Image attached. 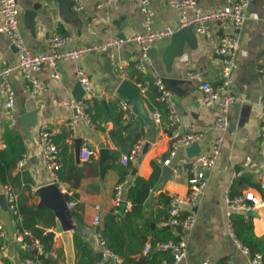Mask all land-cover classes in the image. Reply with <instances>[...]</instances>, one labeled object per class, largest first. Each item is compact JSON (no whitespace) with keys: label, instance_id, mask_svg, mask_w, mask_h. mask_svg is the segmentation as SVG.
<instances>
[{"label":"crops","instance_id":"crops-1","mask_svg":"<svg viewBox=\"0 0 264 264\" xmlns=\"http://www.w3.org/2000/svg\"><path fill=\"white\" fill-rule=\"evenodd\" d=\"M235 1L198 0V3L208 11ZM17 2L20 31L36 54L49 50L55 31L68 37L65 50L104 43L115 36L132 37L145 31L143 13L134 0H80L73 5L59 0ZM78 4L83 8L78 9ZM151 8L155 29L176 30L180 27V12L168 0H152ZM248 16L241 29H223L214 23L211 37L197 35L195 45L186 43L183 53L175 57L169 67L164 62V54L171 36L156 40L151 45L149 70L146 74L140 72L142 75L135 66L141 53L137 42L105 52H91L78 59L60 60L58 80L52 78V70L46 65L36 72L46 84V89L38 94L32 92L19 70V57L8 36L0 32V70L7 65L13 68L8 79L15 91L14 105L7 107L0 85V135L6 144V147H0V151L8 148L7 138L18 132L25 147L23 156L28 157L23 167L17 168L18 161L11 170L10 183L5 184L0 178V194L5 195L7 203L6 191L12 187L17 193L22 215L18 220L8 205L0 204L1 233L5 237L0 264H26V259L31 257L27 255L34 250L30 238L19 239L23 230L32 232L25 226L21 205L45 209L37 226L43 228L52 241L47 255L52 257L54 264H79L76 233L91 244L97 257L95 264L120 263L122 258L117 253L119 261L110 259L104 252L99 226L108 213L114 211L124 216L132 209L129 190L139 176L145 179L152 176L153 161H157L162 169L161 181L145 203L144 220L151 218L153 228L164 226L187 240L188 256L183 263L215 264L226 256L231 264H263L255 261L250 252L244 251L229 234L227 216V197L235 191L240 192L236 195L239 196L252 190L264 200V190L259 184L260 174L264 172V0H250ZM223 34H238L240 37L230 86V92L237 96V100L227 112L230 121L227 131L215 124L221 113L219 106L205 105L201 83L188 77L189 71H198L208 82L217 84L221 81L222 65L215 47ZM78 68L93 82L94 91L80 95V99L90 103L92 124L65 104L79 96ZM158 76L172 91L176 113H172L159 98L160 91L154 82ZM125 84L127 89L123 88ZM125 90L135 93V98ZM122 103L127 104L126 108ZM154 112H160V122L154 119ZM191 129L202 133L198 140L201 152L210 151L218 137H223L224 142L215 167L208 173L207 188L193 207L197 221L192 229L179 232L177 228L163 225L169 215L170 203L165 204L160 195L165 194L171 201L174 195L189 193L192 146H182L169 165H165L164 160L169 155L173 137ZM42 131H47L58 146L56 162L60 168L56 175L76 202L74 206H68L66 216L60 215L55 207L40 205L43 199L40 190L55 183L45 163ZM137 141H143L140 156L125 164L122 158ZM84 146L94 151L88 161L80 156V149ZM243 173L251 174L258 186L233 189L235 179ZM119 183L123 184L122 201L126 202V208L115 204V187ZM187 210L190 208L186 207L182 213ZM256 211L257 216L241 212L252 216L255 233L261 236L264 234V207ZM97 215L100 221L95 223ZM42 246L44 253L43 242ZM100 252H104V257L99 256Z\"/></svg>","mask_w":264,"mask_h":264},{"label":"built area","instance_id":"built-area-1","mask_svg":"<svg viewBox=\"0 0 264 264\" xmlns=\"http://www.w3.org/2000/svg\"><path fill=\"white\" fill-rule=\"evenodd\" d=\"M80 0H75L79 2ZM140 7L143 13V25L145 27L144 32L135 34L132 37L115 36L104 43L82 45L65 50L64 47L68 41V37L58 31H55L50 39L49 50L44 53L36 54L27 45L23 34L19 28V7L17 0H0V32L8 36L10 43L15 48L18 57V68L21 71L25 80L30 84L31 90L34 93H42L46 89V84L41 81L36 72L42 69V67L48 65L52 72L53 79H60V72L58 69V63L63 59H78L83 55L91 52H105L113 47H121L130 42H137L141 46L140 56L135 61L137 70L143 74H146L149 70V61L151 60L150 51L151 45L159 39L170 37L174 33L172 28L155 29L153 27L154 12L151 8L152 0H134ZM169 4L176 8L180 12V27L189 24H194V29L197 35L204 37H211L212 25L214 23L219 24L223 29L227 27H234L235 29H241L248 20V9L250 6V0H236L234 3H230L225 6L218 7L213 10H203L198 3V0H168ZM78 9H82L81 4L77 5ZM240 48V37L238 34H223L215 47V53L221 61V81L217 84H213L204 80L202 74L198 71H189L188 77L193 81L201 83L203 90V102L207 106H219L221 113L217 116L215 124L222 131H227L230 127V121L227 116V112L231 105L237 100V96L230 92V86L232 84L233 73L237 64L238 52ZM111 56H114L111 53ZM12 67L7 65L0 70L1 88L6 98L7 107H12L15 101V91L9 83V75L12 71ZM264 71V66H263ZM77 75L79 82L85 90L86 95H89L94 91L92 80L85 74V72L78 68ZM155 84L160 91V100L164 102L172 113H176V105L174 102L171 89L166 84V81L162 77H156ZM68 106L73 107L79 116L89 124H92V117L90 111V103L85 99L72 98L65 102ZM126 108L127 104L122 103ZM264 106V100H263ZM153 117L156 121L160 122V112H154ZM264 129V124L262 126ZM44 138V158L47 168L50 170L55 178V183L65 194H71L65 183L59 180L56 175L60 165L56 162L58 154V146L54 143L50 134L47 131L41 132ZM202 133L191 129L185 134H176L173 137L171 148L169 150L168 157L164 160L165 165H169L173 158L176 157L179 149L182 146H191L193 143L198 142ZM224 139L218 137L212 144L210 151L199 152L192 157L190 164V191L186 196L174 195L171 197L169 216L163 221V225L170 226L173 229L181 226L183 231L192 229L197 221L196 213L193 207L199 202L201 196L205 192L208 185V173L212 170L218 160ZM0 147H6L5 142L0 135ZM143 149V141H137L131 148L130 152L126 154L122 161L128 164L130 161H136ZM94 151L86 146L81 147L80 156L84 161H88ZM28 157L23 156L17 164V168H21L25 165ZM260 188L264 190V172L260 174ZM123 184L119 183L115 187V204L120 206L123 203L122 199ZM7 205L13 212L18 220L22 219V215L19 210V202L17 193L12 187H8L6 191ZM68 206H74L75 201L69 200ZM228 209V228L229 234L235 238V241L246 252H249L247 248L242 246L239 240L236 238L232 215L234 212L257 210L260 207H264V200L257 197L252 190L244 191L241 195L236 197H227ZM189 207L187 214L181 218L182 211ZM95 223L100 221V217L97 215L94 218ZM0 230L3 233V224L0 219ZM30 238L32 247L36 250V255L26 259V264H42L40 255L43 254L42 242L35 238L31 231L23 230L19 235V239ZM101 244L104 248V252L110 257V259L119 261V257L112 251L105 247V242L101 237ZM160 248L168 249L173 253L174 259L171 263L165 264H181L188 256V243L187 240L181 236L180 239H170L168 241L160 242L158 244ZM150 244H146L144 251L147 253L150 250ZM255 261H261L263 259L261 255L254 257ZM208 264V263H204Z\"/></svg>","mask_w":264,"mask_h":264},{"label":"trees","instance_id":"trees-1","mask_svg":"<svg viewBox=\"0 0 264 264\" xmlns=\"http://www.w3.org/2000/svg\"><path fill=\"white\" fill-rule=\"evenodd\" d=\"M139 74L141 73L139 72ZM7 142L8 148L0 151V178L5 184L10 183V172L25 153L23 138L18 132H14L10 138H7ZM153 167L154 172L149 179L139 176L135 185L130 188L128 197L132 201V209L124 216H119L114 211L108 213L99 226L105 247L122 258L120 263L108 261L106 264H165L173 262V253L168 249L160 248L158 244L170 239L178 240L181 235H176L172 230L165 229L164 226L153 228L151 218L144 220L145 203L151 192L161 181L162 169L159 163L153 161ZM247 185L258 186L252 180L251 174L243 173L235 179L233 189H242ZM238 193L240 192L235 191L231 196H236ZM160 198L165 204L170 203V198L165 194L162 193ZM21 211L24 214L26 228L31 229L34 235L41 238L44 243L45 251L40 255L42 264H54L52 257L47 255L51 251L52 241L44 233V229L37 226L39 219L44 215L45 209L37 206L24 208L21 205ZM48 213H50L48 215H52L51 212ZM73 214L75 215L76 212H73ZM186 214L187 212L181 213L180 217L183 218ZM232 221L236 238L242 246L249 250L253 258L261 255L264 262V234L259 236L255 233L252 216H248L241 211L234 212ZM4 244L5 237L0 230V250ZM146 244H150L151 248L144 254L143 250ZM75 245L78 250L79 264L96 263L97 257L93 253L91 244L78 233L75 234ZM35 254L36 250H33L27 256L34 257ZM215 264L231 263L228 257L224 256L218 259Z\"/></svg>","mask_w":264,"mask_h":264},{"label":"water","instance_id":"water-1","mask_svg":"<svg viewBox=\"0 0 264 264\" xmlns=\"http://www.w3.org/2000/svg\"><path fill=\"white\" fill-rule=\"evenodd\" d=\"M61 3H69L70 5H73L75 3V0H59ZM122 37H126L125 35H121ZM197 42V33L194 29V24H189L186 26H181L178 29L174 31V33L171 35V43L167 47L165 54H164V62L169 67L175 57L181 55L184 50V46L187 43L189 46H194ZM1 84V79H0ZM167 84V83H166ZM81 85V84H80ZM127 84L123 85V88L127 89ZM82 88V90H81ZM80 88L79 96H77V99L81 98V93H85V90L83 89L82 85ZM124 90V89H122ZM127 94H130L133 98H135V93H132L129 90H125ZM193 153L192 156H195L200 152V148L198 147V142L193 143L192 145ZM41 194L43 196V199L41 201V206L48 205L51 207H55L58 212H60V215L66 216V213L68 211V204L67 201L73 200L71 196L68 194H64L61 192L59 187L56 183H52L46 187H43L41 190ZM0 204L4 207H7L5 195L0 194ZM126 202L123 201L121 207L126 208ZM248 215H258L257 211L254 209L247 210ZM167 228H170V226H167ZM177 230L179 232L183 231V228L181 226L177 227ZM53 233H51L52 235ZM100 257H104V252L99 253ZM187 264V263H183Z\"/></svg>","mask_w":264,"mask_h":264}]
</instances>
